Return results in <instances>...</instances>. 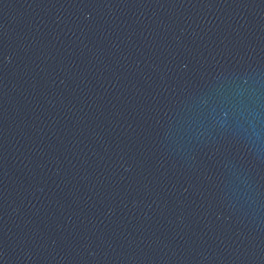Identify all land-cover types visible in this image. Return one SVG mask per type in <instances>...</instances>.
<instances>
[{"label": "water", "instance_id": "95a60500", "mask_svg": "<svg viewBox=\"0 0 264 264\" xmlns=\"http://www.w3.org/2000/svg\"><path fill=\"white\" fill-rule=\"evenodd\" d=\"M0 264H264V0H0Z\"/></svg>", "mask_w": 264, "mask_h": 264}]
</instances>
